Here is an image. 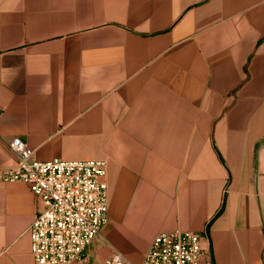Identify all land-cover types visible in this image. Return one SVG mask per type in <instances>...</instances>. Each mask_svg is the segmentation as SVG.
<instances>
[{"label": "crops", "instance_id": "crops-1", "mask_svg": "<svg viewBox=\"0 0 264 264\" xmlns=\"http://www.w3.org/2000/svg\"><path fill=\"white\" fill-rule=\"evenodd\" d=\"M104 160L109 220L83 261L142 264L202 234L264 264V0H0V168ZM40 200L0 178V264H34Z\"/></svg>", "mask_w": 264, "mask_h": 264}, {"label": "built area", "instance_id": "built-area-1", "mask_svg": "<svg viewBox=\"0 0 264 264\" xmlns=\"http://www.w3.org/2000/svg\"><path fill=\"white\" fill-rule=\"evenodd\" d=\"M8 146L16 162L1 167L0 178L25 183L42 204L28 228L34 264L83 261L109 220L105 161H39L19 138ZM203 241L202 234L192 231L158 233L142 264H210ZM106 263L129 264L118 253Z\"/></svg>", "mask_w": 264, "mask_h": 264}]
</instances>
